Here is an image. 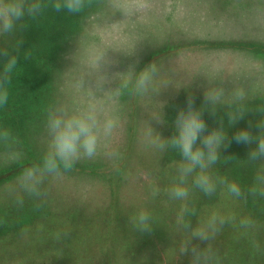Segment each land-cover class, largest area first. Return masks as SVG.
<instances>
[{"label": "rangeland", "instance_id": "374dc122", "mask_svg": "<svg viewBox=\"0 0 264 264\" xmlns=\"http://www.w3.org/2000/svg\"><path fill=\"white\" fill-rule=\"evenodd\" d=\"M147 3L146 10L124 16L108 0H92L72 23L65 21L69 13L51 8L48 18L20 22L27 24L34 50L23 64L24 77L9 85L8 102L17 103V114L21 112L9 124L0 112V130L11 133L7 141L0 139V264H191V255L180 253L181 244L207 246L176 223L183 202L173 200L168 189L177 178L179 153L150 147L148 132L152 126L170 138L188 96L196 97L199 108L208 87H223L226 94L243 88L247 93L243 103L249 111L228 127L229 138L250 121L253 134L258 132L255 125L264 118L256 111L264 107V0ZM24 28L18 24L0 35V49L9 42V52L14 40L22 42ZM99 56L108 61L99 73L107 77L103 90L87 67ZM153 62L158 68L155 92L115 94L117 73L130 68L139 73ZM27 96L34 97L33 110L22 111ZM88 105L119 118L106 141V150L118 154L81 160L58 178L45 176L40 196L24 192L18 178L25 168L42 162L50 141L49 112ZM227 111L222 106L213 116L205 110L204 118L218 122L223 116L227 127ZM161 115L166 123L153 118ZM254 146L244 145L246 158ZM228 151L221 149V157L228 159ZM17 152L19 159H10ZM225 162L212 167L214 175L225 178L224 169L219 172ZM246 165L250 170L243 171L254 179L264 161L247 159ZM154 188L159 189L155 196ZM186 205L193 228L206 225L214 212L234 217L208 242L217 257L213 264H264V197L247 190L236 197L226 185L207 196L193 187ZM141 210L152 216L151 232L140 233L132 224ZM244 219L253 223L244 226Z\"/></svg>", "mask_w": 264, "mask_h": 264}, {"label": "clouds", "instance_id": "9594fccd", "mask_svg": "<svg viewBox=\"0 0 264 264\" xmlns=\"http://www.w3.org/2000/svg\"><path fill=\"white\" fill-rule=\"evenodd\" d=\"M92 0H0V35L13 32L17 25L24 27L21 21L24 18H36L48 8L59 13L66 11L69 14H79L86 7L91 6ZM109 6L114 12H120L124 16L138 14L148 8L147 0H108ZM0 56L7 59L0 70V106L6 105L9 98V85L12 75L17 68L19 56L10 55L7 49H0ZM28 54L25 55V59ZM108 61L104 56L91 60L87 67L91 73H96L97 83L101 85L107 80L104 75H99L101 68ZM158 72L157 65L153 62L135 73L131 68L126 73H117L120 84L114 89L116 95L122 94L123 90H131L138 94L155 92L153 87L154 78ZM196 97L189 95L187 107L180 108L173 122L174 135L170 138L161 136L151 126L148 132L150 147L165 151L175 150L181 160L177 166V178L168 194L173 200L182 201V207L177 217V225L191 232L193 239L207 242V246L200 248L194 245L189 248V242H183L179 249L182 255H191V264H213L217 257L208 242L214 239L221 227L234 217L220 216L212 213L208 223L204 226L192 227L191 221L186 219L188 200L191 189L197 188L207 196L213 195L218 185H226L227 191L236 197H240L242 190L235 181L216 176L212 167L221 157V149L230 147L233 140L237 144L255 145L249 152L247 159L250 162L264 161V118L259 119L255 127L258 132L254 135L252 122L249 126L239 129L231 138L228 136V127L234 126L243 119L249 111L244 106L247 93L243 88L235 89L231 94H226L223 87L207 88L203 94V103L199 108L195 107ZM236 107H233V106ZM222 106H226L227 127L224 125V117L220 116L218 126L211 131L207 130L204 112L216 116ZM257 112L264 113V107ZM158 123H166L163 115L153 117ZM119 126V118L106 115L95 105H88L74 111L57 108L49 112L47 129L50 141L42 162L25 168L18 178L19 187L29 195L40 196V186L44 183V177H60L63 171L71 170L81 160H94L101 154L108 158L116 156L114 150L108 151V141ZM153 133L156 135L153 137ZM11 137L8 129L0 130V139L7 141ZM20 153L10 157L12 160L19 159ZM159 189H153V196ZM253 195L264 197V165L257 169L253 186L250 188ZM22 203V198L19 199ZM190 214H195V209ZM253 222L244 219L241 224L249 226ZM132 224L140 233L151 232L153 229L152 216L147 210H141L132 217Z\"/></svg>", "mask_w": 264, "mask_h": 264}, {"label": "trees", "instance_id": "16d2710c", "mask_svg": "<svg viewBox=\"0 0 264 264\" xmlns=\"http://www.w3.org/2000/svg\"><path fill=\"white\" fill-rule=\"evenodd\" d=\"M68 13H66L65 15H67ZM53 13H51L50 9L48 8L46 11H44L41 15L37 16L36 18L39 19V20H42L44 18H48V16H52ZM77 15V14H76ZM76 15H73V14H68V18L65 19V21H71V23L75 20L76 18ZM43 16V18H39ZM36 18H31V17H25L24 18V21L26 23V21H30L32 19H36ZM23 21V22H24ZM75 22V21H74ZM27 25V24H26ZM24 26L25 30H24V38L21 42V40H14V43L12 45V47L10 48V51H9V54L10 55H18L19 56V60H18V65H17V68L14 70L13 72V75H12V82L17 79L18 80H21L23 77H24V65L25 63H29V61L27 59H25V55L28 54V56L33 52L34 50V46L33 44L29 43V35H28V27L27 26ZM21 42V43H20ZM9 45V42H7L6 44H4L1 49H6V47ZM14 49V50H13ZM7 58L4 57V56H0V70H2L3 68V63L4 61L6 60ZM18 91H20L18 89ZM32 95V94H31ZM27 96L26 100L24 103H21L20 106L22 107V111H26V108L25 107H28L30 108L31 110H33L32 106H33V100H34V97H29ZM17 103H14L13 100H10L6 105H2L0 106V112H3L2 114V118H3V121H5V123L9 122L12 117L15 115V116H18V114L21 112H18V108H17ZM27 108V109H28ZM43 110L44 107H42ZM42 109H39V113L40 112H44L42 111ZM222 109V107H221ZM41 110V111H40ZM223 110H225V108H223ZM38 113V114H39ZM47 113V112H45ZM45 113H43V116H45ZM37 114V116H38ZM227 114V113H225ZM31 115V114H30ZM29 115V116H30ZM204 115H205V112H204ZM41 117L42 116H39L38 118H40L41 120ZM1 118V117H0ZM43 118V117H42ZM34 119V118H32ZM206 123H207V130L208 131H211L212 128H215L218 126V122H214L213 120L211 119H206L205 120ZM219 121V119H218ZM9 124V123H8ZM18 133L20 134V132L18 131ZM30 133V132H29ZM23 134V133H22ZM233 137V136H232ZM246 147H244V145L242 144H237L234 140L233 142L231 143L230 147H228L229 151V158L228 159H224L223 157L220 158V162H217L219 164H222L225 162V167L224 168H221L219 170V172L222 171V174L225 175V178L229 181V177L231 176H235L237 177L236 178V181L240 187H241V190L242 191H245L247 190L248 192L250 191V188L252 187L253 185V182H254V179L252 177V174L247 172V171H243L244 169L246 170H250V167L249 165H246L244 166V162L247 160L246 158V154H245V149ZM248 151V150H247ZM228 170H227V169ZM219 186V185H218ZM25 206H23L24 208ZM26 212V210L24 211ZM26 216V214H23ZM29 215V214H27Z\"/></svg>", "mask_w": 264, "mask_h": 264}]
</instances>
